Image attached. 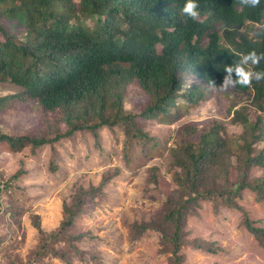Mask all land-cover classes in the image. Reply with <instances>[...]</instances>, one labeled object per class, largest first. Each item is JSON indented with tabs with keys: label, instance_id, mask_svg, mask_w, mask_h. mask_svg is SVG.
I'll return each mask as SVG.
<instances>
[{
	"label": "trees",
	"instance_id": "16d2710c",
	"mask_svg": "<svg viewBox=\"0 0 264 264\" xmlns=\"http://www.w3.org/2000/svg\"><path fill=\"white\" fill-rule=\"evenodd\" d=\"M196 2L198 20L182 14L186 0H0V83L22 89L0 97V108L16 102V106L32 105L41 111L43 124L35 134L0 132V144H8L12 152L28 147L35 153L50 147L49 168L55 172L58 144L80 133L96 137L102 128L120 126L126 135L123 158L129 166L138 156L136 149L144 151L152 142L138 117L167 123L172 109L200 103L210 80L219 88L226 65L252 50L264 53V0L256 8L244 7L239 0ZM251 67L264 72V60ZM189 75L208 87L191 85L183 92ZM130 87L146 96L140 113L125 111ZM232 90L248 94L255 109L253 113H247L248 106L229 110L244 134L230 141L216 121L178 130L177 145L170 152L173 187L165 192L152 221L133 226L136 235L159 234L162 251L170 254L169 264H185L188 248L218 252L214 243L188 239V220L206 201L216 211L239 212L246 231L264 247V225L237 202L246 190L254 193L257 202H264V177L251 178L252 168L264 170V148L257 149L264 142V80ZM180 98L184 102L178 103ZM233 141L236 162L230 158ZM151 171L157 185L160 169L153 166ZM22 173L19 170L10 180L16 181ZM116 176H104L98 186L80 187L71 203L63 204L62 221L50 233L42 229L38 216L32 218L39 242L31 263L50 257L70 264L67 251L86 259L87 252L74 244L83 236H73L72 230L88 203L101 204L105 188ZM1 178L0 174V211ZM60 244L66 251L58 249Z\"/></svg>",
	"mask_w": 264,
	"mask_h": 264
},
{
	"label": "rangeland",
	"instance_id": "374dc122",
	"mask_svg": "<svg viewBox=\"0 0 264 264\" xmlns=\"http://www.w3.org/2000/svg\"><path fill=\"white\" fill-rule=\"evenodd\" d=\"M185 80L183 92L191 85L208 87L190 75ZM21 91L6 82L0 83V97ZM205 92L206 97L200 103H185L180 110L172 109L167 123L159 118L144 120L138 117L152 142L144 151L136 149L138 156L133 157L129 166L123 158L126 135L120 126L102 128L96 137L91 132L80 133L73 140L58 144L54 156L58 168L55 172L49 168L53 157L50 147H42L35 153L28 147L12 152L8 144L1 143L0 264H30L39 242L32 218H40L46 233L54 231L62 221L63 204H70L80 187L98 186L104 176L117 174L105 188L101 204L88 203L77 219L72 235L83 237L74 244L87 255L85 260H79L72 251H67L70 264H95L91 256L101 264H169L170 254L162 251L159 234L136 235L133 226L152 221L160 211L165 192L173 187L174 167L170 152L177 145V131L186 125L202 128L216 121L225 128V135L231 141L244 132L241 125L232 122L229 110L248 106L247 113L255 112L249 104L248 94L219 88H206ZM124 99L128 113H140L147 101L135 87L127 90ZM177 102L184 101L180 98ZM16 104H5L0 108V132L11 136L37 133L43 127L41 111L26 103ZM233 142L230 158L236 162V142ZM262 148L264 142L258 143L257 149ZM153 166L160 169L157 185L152 182ZM19 170L23 171L19 179L11 181ZM259 177H264V170L252 168L251 178ZM237 202L264 225V202H257L252 191H244ZM216 210L219 209L212 202H202L198 214L188 220L186 230L190 242L214 243L218 245V252L185 249V264H264V247L246 231L241 214L234 210ZM58 249L66 251L63 244ZM31 264L67 263L48 257Z\"/></svg>",
	"mask_w": 264,
	"mask_h": 264
},
{
	"label": "clouds",
	"instance_id": "9594fccd",
	"mask_svg": "<svg viewBox=\"0 0 264 264\" xmlns=\"http://www.w3.org/2000/svg\"><path fill=\"white\" fill-rule=\"evenodd\" d=\"M239 2L244 7L256 8L260 5V0H239ZM198 7L199 5L196 0H186L181 12L191 20H198ZM261 60H264V53H257V51L252 50L247 54H242L238 62L235 61L231 65H226L224 68L226 75L219 89L221 91H228L237 86L241 88L251 87L253 80L256 82L264 80V72L254 71L251 67L259 65ZM246 65L250 66L246 68ZM233 74H235V77H233ZM209 87L215 89L217 86L214 81L210 80Z\"/></svg>",
	"mask_w": 264,
	"mask_h": 264
}]
</instances>
